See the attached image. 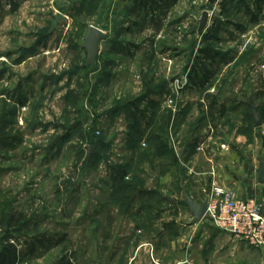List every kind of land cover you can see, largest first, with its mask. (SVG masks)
<instances>
[{"label": "rangeland", "instance_id": "rangeland-1", "mask_svg": "<svg viewBox=\"0 0 264 264\" xmlns=\"http://www.w3.org/2000/svg\"><path fill=\"white\" fill-rule=\"evenodd\" d=\"M250 152L264 0H0V218L25 216L0 238L44 239L18 264H245L255 248L167 197L205 200L210 167L229 180Z\"/></svg>", "mask_w": 264, "mask_h": 264}, {"label": "built area", "instance_id": "built-area-1", "mask_svg": "<svg viewBox=\"0 0 264 264\" xmlns=\"http://www.w3.org/2000/svg\"><path fill=\"white\" fill-rule=\"evenodd\" d=\"M227 145L224 142L220 147L224 150ZM197 151L205 152L203 143L197 146ZM216 169L212 165L209 170L214 179L206 197L207 208L203 218L215 229L252 247L264 249V196L246 199L235 196L230 189L218 184Z\"/></svg>", "mask_w": 264, "mask_h": 264}, {"label": "water", "instance_id": "water-1", "mask_svg": "<svg viewBox=\"0 0 264 264\" xmlns=\"http://www.w3.org/2000/svg\"><path fill=\"white\" fill-rule=\"evenodd\" d=\"M212 1V0H209ZM208 11L204 10L202 12L201 18L198 21V29L197 33L198 35L202 34V32L206 29L208 25ZM65 19V16L63 14H58L54 17L53 22L51 23V27L49 32L53 31L57 23L61 20ZM105 38V32L95 26H90L87 32L86 37L84 38V50L86 52V61H85V66H95L96 60H97V55L99 51V43ZM251 107V116L254 122L255 127H259L262 125V119L257 111V108L252 105L251 103L249 104ZM94 151L93 146L89 147V156L92 154ZM253 169V167H251ZM257 173V180L260 184L264 185V159L263 163L260 166L258 170H256ZM169 201L172 203L173 206H176L177 200L172 197H168ZM181 203H183L188 209L189 212L192 215V220L191 224H195L200 222L204 214L206 212L207 208V199L203 200L202 202H197L193 200L187 193L184 194V198L180 200Z\"/></svg>", "mask_w": 264, "mask_h": 264}, {"label": "crops", "instance_id": "crops-1", "mask_svg": "<svg viewBox=\"0 0 264 264\" xmlns=\"http://www.w3.org/2000/svg\"><path fill=\"white\" fill-rule=\"evenodd\" d=\"M250 116H251V112H250ZM253 125H254V122H253ZM259 133H262V132H259ZM229 137L230 135L228 134L225 135L226 143L231 139L233 140V138H229ZM232 140H231V143H232ZM218 152H220V150H218ZM234 156H238V155H234ZM210 157H212L211 154H210ZM248 158L249 159L245 163H242L240 166H238L236 170H232L233 174L229 175L228 173L227 176L229 177V180L227 177H224L225 179L219 180V181L217 180V182L218 184L230 189L232 193L239 198H242V199H246L249 197L259 198V197L264 196V185L258 182L256 170H258L263 163L264 153L262 155L261 153L252 154V157H251V152H250V155ZM251 167H253V169ZM200 200L195 199V201L197 202H202L204 199H200ZM177 202L181 204L180 201H177ZM175 207L176 206H173L172 208H175ZM255 250H256L255 251L256 254L251 253L252 256H249V262H245V264H264V249L255 248Z\"/></svg>", "mask_w": 264, "mask_h": 264}, {"label": "trees", "instance_id": "trees-1", "mask_svg": "<svg viewBox=\"0 0 264 264\" xmlns=\"http://www.w3.org/2000/svg\"><path fill=\"white\" fill-rule=\"evenodd\" d=\"M98 58L99 57H97V59ZM85 67H91L92 72L96 70V66L90 65V66H85ZM212 103H215V102H212ZM261 118H262V115H261ZM119 173H120V170H119ZM121 179H122L121 175H120V178L115 179V182H117V185L121 183ZM167 200L169 201L168 197H167ZM24 217L25 216L21 212L20 213L11 212L8 217L0 218V226L3 227L6 225L9 229L15 228L20 223H22V221H24ZM0 239H1L0 240V264H18L19 262L27 260L34 252H36V249H38L36 248V244L37 243L42 244L44 242V239L36 238L35 240L33 239L32 241H27L26 243L22 242V245L20 244L21 246L25 245L26 248L24 247L18 248L17 244L11 241V237L9 239H3V238H0ZM56 264H69V263L63 262V259H60L59 262Z\"/></svg>", "mask_w": 264, "mask_h": 264}]
</instances>
